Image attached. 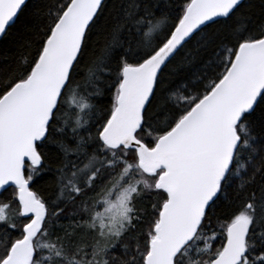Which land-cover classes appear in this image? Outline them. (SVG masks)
Segmentation results:
<instances>
[{
	"label": "snow or ice",
	"instance_id": "obj_1",
	"mask_svg": "<svg viewBox=\"0 0 264 264\" xmlns=\"http://www.w3.org/2000/svg\"><path fill=\"white\" fill-rule=\"evenodd\" d=\"M0 264H264V0H37L0 57Z\"/></svg>",
	"mask_w": 264,
	"mask_h": 264
},
{
	"label": "trees",
	"instance_id": "obj_2",
	"mask_svg": "<svg viewBox=\"0 0 264 264\" xmlns=\"http://www.w3.org/2000/svg\"><path fill=\"white\" fill-rule=\"evenodd\" d=\"M37 0H29L28 8L25 10V14L22 15L16 24L9 30L8 34L0 38V57L8 56L11 58L18 50V32L20 25L23 23L25 16L35 6ZM41 194L48 198L51 196V189L46 185L41 189Z\"/></svg>",
	"mask_w": 264,
	"mask_h": 264
},
{
	"label": "water",
	"instance_id": "obj_3",
	"mask_svg": "<svg viewBox=\"0 0 264 264\" xmlns=\"http://www.w3.org/2000/svg\"><path fill=\"white\" fill-rule=\"evenodd\" d=\"M1 38V37H0Z\"/></svg>",
	"mask_w": 264,
	"mask_h": 264
}]
</instances>
